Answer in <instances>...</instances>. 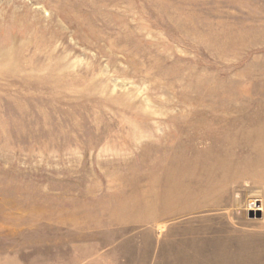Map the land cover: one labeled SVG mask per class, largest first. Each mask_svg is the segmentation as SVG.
I'll return each instance as SVG.
<instances>
[{"label": "rangeland", "instance_id": "374dc122", "mask_svg": "<svg viewBox=\"0 0 264 264\" xmlns=\"http://www.w3.org/2000/svg\"><path fill=\"white\" fill-rule=\"evenodd\" d=\"M0 264H264V0H0Z\"/></svg>", "mask_w": 264, "mask_h": 264}]
</instances>
